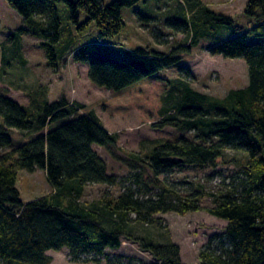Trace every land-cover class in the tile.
<instances>
[{"label":"trees","instance_id":"1","mask_svg":"<svg viewBox=\"0 0 264 264\" xmlns=\"http://www.w3.org/2000/svg\"><path fill=\"white\" fill-rule=\"evenodd\" d=\"M6 1L22 18L26 29L20 31L43 40L48 64L55 69L59 3L66 6L74 23L80 20L79 12L85 16L79 31L93 23L99 38L114 39L125 27L121 11L145 0L109 4L104 0ZM169 2L178 7L166 23L188 35L185 45L172 47L166 54L138 48L123 58L116 55L117 44L96 42L81 47L72 60L87 66L92 84L116 94L111 112L136 106L143 119L156 117L153 129L193 132L198 142L179 136L155 143L146 156L128 153L121 157L116 152L117 135L107 132L84 105L62 96L52 103L36 101L34 110L0 93L1 262L50 264L47 252L62 249L69 250L75 260L81 255L99 257L127 240L152 259L138 264H184L178 245L160 244L134 230L157 225L159 214L201 211L202 198L209 197L213 206L205 210L226 222V245L220 250L201 249L198 264H264V0L247 1L246 28L232 17L213 12L201 0ZM196 51L243 59L247 86L230 90L223 98L194 90L185 80L189 73L183 63L185 56ZM167 69L180 78L168 77L163 73ZM12 130L25 137L14 142ZM95 146L125 166L129 176L118 197L86 205L80 200L87 185L121 183L109 174ZM219 164L238 170L219 193L197 190L183 196L165 179L186 167ZM37 170L44 171L53 191L24 203L16 186L17 172Z\"/></svg>","mask_w":264,"mask_h":264},{"label":"rangeland","instance_id":"2","mask_svg":"<svg viewBox=\"0 0 264 264\" xmlns=\"http://www.w3.org/2000/svg\"><path fill=\"white\" fill-rule=\"evenodd\" d=\"M114 0H104L109 4ZM248 0H201L215 13L232 17L236 23L246 28L245 6ZM178 4L167 0H145L132 8L121 11L125 27L114 39L99 38L93 23L86 31L77 28L82 25L85 16L78 13L76 24L69 18V12L63 3L57 5L61 24L59 41L55 44L57 68L48 64L42 39L21 32L26 29L22 18L12 10L6 0H0V93L19 104L36 110L37 103H52L62 96L70 102H77L92 110L102 127L117 135L116 152L125 157L128 153L146 156L158 142L175 140L184 136L197 141L193 132H181L173 128L155 130L151 124L156 117L143 119L138 107L131 106L123 112H111V102L116 94L111 90L92 84L87 77V66L75 63L72 56L83 46L101 43H114L120 49L116 55L127 57L129 52L138 48L168 53L172 47L188 43V35L178 29H172L167 21L173 19ZM149 19V20H147ZM250 41H255L250 38ZM183 66L189 75L185 80L196 91L215 98H223L233 89L244 88L248 84L247 66L243 59H228L212 56L208 51H196L184 57ZM168 77L179 79L180 75L171 69L164 70ZM181 79H184L182 77ZM160 93V90H159ZM38 105V104H37ZM157 112V111H156ZM155 112V116H156ZM14 142L25 135L17 130L10 131ZM106 162L109 174L115 175L117 186L87 185L80 202L86 205L97 203L103 197H118L124 191L125 179L129 172L125 166L112 158L104 149L94 147ZM228 155L236 153L228 152ZM238 170L233 166L217 165L215 168L186 167L165 176L172 188L186 196L197 190L207 193H219L233 181ZM17 189L22 202L27 203L50 194L53 189L46 179L44 171L34 173L17 172ZM202 210L179 215L175 213L159 214L155 218L157 225H140L136 234L150 238L160 244H176L180 249V260L184 264H198L199 252L206 246L220 250L226 243L223 238L226 222L210 216L206 208L213 206L211 198L204 197L200 203ZM50 264H138L152 262L149 255L142 252L137 244L123 240L117 250H105L104 256L81 255L76 260L67 249L48 251ZM0 264H6L0 261Z\"/></svg>","mask_w":264,"mask_h":264}]
</instances>
